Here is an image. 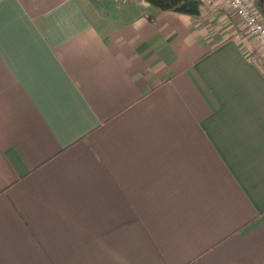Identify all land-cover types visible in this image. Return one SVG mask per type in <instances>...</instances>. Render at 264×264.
Wrapping results in <instances>:
<instances>
[{"label": "crops", "instance_id": "obj_1", "mask_svg": "<svg viewBox=\"0 0 264 264\" xmlns=\"http://www.w3.org/2000/svg\"><path fill=\"white\" fill-rule=\"evenodd\" d=\"M257 50L224 0H0V264H264Z\"/></svg>", "mask_w": 264, "mask_h": 264}, {"label": "built area", "instance_id": "obj_2", "mask_svg": "<svg viewBox=\"0 0 264 264\" xmlns=\"http://www.w3.org/2000/svg\"><path fill=\"white\" fill-rule=\"evenodd\" d=\"M115 3H125L128 0H111ZM202 2L206 0H201ZM235 16L242 22L246 32L254 37L258 44V50L254 52L253 59L264 55V19L260 10L252 0H224Z\"/></svg>", "mask_w": 264, "mask_h": 264}, {"label": "trees", "instance_id": "obj_3", "mask_svg": "<svg viewBox=\"0 0 264 264\" xmlns=\"http://www.w3.org/2000/svg\"><path fill=\"white\" fill-rule=\"evenodd\" d=\"M161 10H173L180 13L198 16L201 13V0H145ZM264 19V4L255 0Z\"/></svg>", "mask_w": 264, "mask_h": 264}]
</instances>
